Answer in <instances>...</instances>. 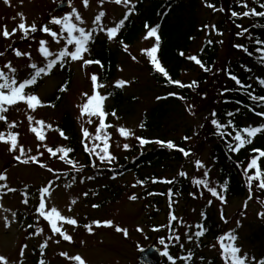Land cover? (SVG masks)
<instances>
[{
	"label": "rangeland",
	"instance_id": "rangeland-1",
	"mask_svg": "<svg viewBox=\"0 0 264 264\" xmlns=\"http://www.w3.org/2000/svg\"><path fill=\"white\" fill-rule=\"evenodd\" d=\"M136 1L130 0L129 4L117 5L111 0H103L102 3L101 0H89V6L85 8L83 0H9V4L0 0V53H2L0 55V69H4L7 73L8 69L4 66L11 62L13 67L18 70L15 74L16 77L23 80L28 78L32 72L28 67L29 64L36 63L38 66H44L46 63L38 51L40 40H48V47L52 52H59L67 46L63 41L57 44L42 31L29 33L27 39L23 37L20 31H16L15 35L6 39L2 34L4 28L6 27L10 33L17 30L18 25L22 22L21 14L27 18L28 25L35 23L40 28L50 19L70 14L75 8L85 21L84 25L81 26L86 29L95 27L97 31L94 35L108 39L106 33L100 31L94 23L95 17L100 12H104L105 16L102 17L101 24L105 28L113 27L124 17L125 13L132 10L131 5ZM64 2H70L71 8L50 16L55 8ZM201 6L196 15V20H198L200 28L202 24L206 26L201 40L192 48V56H198L203 40L208 37L218 40L220 57L224 61L232 49L230 27L226 26L228 29L217 28L216 24H219L222 19L221 12L214 11L205 5ZM210 25H214L215 28L208 27ZM50 27L56 30V26L50 25ZM216 30L222 32L223 35H217ZM145 36L133 49L137 59L134 60L121 52L119 53L117 76L109 86L116 88L115 85L118 81L127 82L123 89L130 101L120 112L121 114L117 116L118 119L115 117L112 120L113 127L110 129L112 135L109 140L114 152L118 151L117 154H122L121 156L127 153L123 147L125 144H134L144 115L158 104V97L166 95L157 89V85L151 78L146 66L150 60L144 50L150 49L155 43L153 38L145 39ZM109 41L112 42V40ZM220 41H223V44ZM17 49L24 53H30L31 60L27 56L17 57L15 55ZM232 57L234 58L235 54H232ZM63 66L71 71L73 82L71 91L59 107L50 108L43 102L55 91L62 79L60 75L61 66H56L50 74L42 75V78H39L35 85L26 89L29 91L36 86L31 93L37 95L45 106L32 111L26 104L20 102L10 107L9 111L4 114L7 116L8 123L0 121V133H3L6 138L10 132L19 134L18 143L25 148V158L30 161L35 158V160L45 164L50 160L52 154L47 149L52 148L59 139L56 128L66 113L75 117L80 133L87 129L93 136L97 134L99 126L97 120L95 121L93 117L94 122L89 124L87 123L88 117L81 114V105L87 102V97L84 94L87 93L90 96L94 93L95 86L91 83L92 73L85 70L81 61L69 59ZM187 67L189 68V66ZM201 72L198 68L195 71L189 69L183 74L182 79L190 83L189 81L197 79L198 73ZM99 91L106 96V88H100ZM110 105L111 102L107 99L105 109ZM200 109H204L201 101L196 108L195 115L190 114L188 109H174L168 127L164 128V134L161 138L165 140L179 139L183 138L189 130H192L193 134L194 130L200 131L204 122L203 117L206 114L200 113ZM30 116L34 120L30 121ZM41 120L45 122L43 128L35 123V121ZM10 123H15L16 127L10 128ZM48 125L51 127H47ZM33 127L45 134L46 139L44 141H40L38 136L31 131ZM119 128L130 130L134 135L125 138L119 134ZM88 142L92 146L93 141L89 139ZM95 143L100 144L101 141H95ZM9 148L8 144L0 143V174H5L8 177L6 181H0V205H2L0 207V256L5 257L9 264H32L44 253L47 255L49 264H78L74 259L68 258L77 255L82 257L86 264H136L140 248H147L153 244L160 251H167L171 247V238L179 245L187 242L191 245L192 241L189 242L187 237H192L196 230L195 225L201 217L202 209H206L211 214L215 213L214 215L223 222L226 230L227 226L221 219L223 213L229 224L228 232L233 231L238 236L236 245L241 248V255L247 253L249 258L255 257V260L262 255L263 248L260 242L252 241L249 238L251 232L256 230L257 222H261L258 215L260 212H264V203L261 199L248 201L245 208L243 199L224 204L211 196L203 201L199 199L189 201L185 197L172 194L168 195L171 198L170 202L168 199H163L159 208L152 209L151 202L142 198L143 188L137 185L134 175H127L112 183L98 179L96 175L94 176L91 171H88L78 174L76 180H65L63 178L65 175L53 176L52 174L61 168L67 170L70 166H60L59 163H54L52 166L47 165L53 169L52 172H49L47 168L40 167V164L20 163L19 160L15 159L18 152L13 153ZM21 158L25 159L23 156ZM195 159L206 164L207 153L192 158L193 161L187 162L182 168L172 165V169L166 168L158 176L167 179L176 178V175L182 171L187 173V176H192L196 167ZM199 173L202 172L199 170ZM5 184L8 187H5ZM49 185L50 196L40 191ZM109 186L114 188L112 190L114 196L107 192ZM8 188H14L16 191L9 192ZM115 193L117 194L115 195ZM42 195L47 208L50 209L55 206L62 215L78 221V227L63 224V230L72 236V242L65 241L59 234L53 233L48 221L39 215V198ZM132 195L137 196L136 201L129 199ZM24 199L28 200L27 204L23 203ZM93 205H99V207H93ZM4 209H8V211H4ZM13 212L16 213L14 217L12 216ZM242 213L245 215L241 216ZM172 214L178 217L176 221L171 220ZM96 221H112L114 227H96L94 223ZM89 224L92 225V233H89L85 227ZM189 225L193 227H188ZM117 226L127 229L128 236L125 237L123 233L115 231ZM138 228L143 229V232L137 231ZM41 229H43L42 232ZM154 229L160 230L154 231ZM31 231L34 233L33 235H31ZM171 233L174 235L171 236ZM176 236H180V241L175 239ZM158 238L164 239L165 245H161ZM214 244L198 250L197 254L194 255L195 264H213L212 261L220 249L219 244L218 247L213 246ZM25 245L27 247H24ZM61 253H67L68 257L62 256ZM183 260L181 259V264H190L188 261L183 262ZM252 262L254 261L250 259L249 263Z\"/></svg>",
	"mask_w": 264,
	"mask_h": 264
},
{
	"label": "trees",
	"instance_id": "trees-1",
	"mask_svg": "<svg viewBox=\"0 0 264 264\" xmlns=\"http://www.w3.org/2000/svg\"><path fill=\"white\" fill-rule=\"evenodd\" d=\"M206 2L215 4L217 8L225 9L222 11L223 15L219 26L223 29L230 27L232 53L229 51L228 57L223 61L222 57H220V48L216 40H212V44H209L207 39L203 42L198 56L211 71L205 72L200 69L202 72L198 73L199 76L194 80L199 82L197 89L180 88L170 84L161 74L156 73L154 68L147 65L157 87L163 92L175 93L179 97H184V102L195 106V112L200 101L203 103L204 109H200V113L206 114L203 117L204 122L200 131H194L195 135L192 130L186 132V136L190 137L187 140L188 144L184 139L173 140L178 147L192 151L193 156L186 158L178 151L159 145L150 147L147 145L149 149H144V152L140 153L138 145L129 143L127 144L129 149L126 155L121 156L122 154L119 155L117 154L118 152L112 153L117 159L111 164L101 163L98 157L93 154L95 167H97L95 171L97 173H105L109 177L135 174L139 179L141 178L140 180L143 183L151 184V186H147L149 193L155 190V186L150 181L146 183L144 178H157L162 170L166 168L170 170L172 165L178 168L185 161H190L192 158L208 152V161L205 167V172L208 173V176L193 174L192 179L180 176L172 184L168 185L167 189L189 198L188 200L190 201L193 200L190 197L191 195L199 198L201 195L208 196L211 194L204 186H197L193 183L194 179H205L209 181V187H215L225 197L226 201L246 198L250 193L254 195L255 199L259 198L264 201V189L258 187V182L252 181L250 190L249 182L245 176V169L250 160L254 155H258V153L254 154L252 150L264 149V134L257 135L252 144L247 145L237 154L230 152L226 145V141L233 144H235V141H232L231 137H219L211 123L213 118L223 123L232 119L238 127L242 128L248 126L245 122L257 119L258 122L250 126L264 125V119H258L257 115H255V112H259L260 108H264V102H254L249 95L264 96V86L259 84V80L264 79V64L261 63L260 53L256 51L259 47L256 41H264V17H243L242 15L233 17L231 15L233 11L242 14L252 8L257 11H264V9L260 8V3H264V0H138L132 15L129 16L125 26L120 30L116 38V44L120 51L124 49V44H127L129 46L128 50L131 51L148 30L145 27L146 24L151 27L159 25L161 37L159 57L172 79L182 82L184 72L189 69L196 70L197 68V65L190 61L188 56H192L193 46L201 40V36L205 31V24H202V29L199 30L200 25L198 26L199 22L196 20V15L200 11L201 5L206 4ZM244 3L248 4L247 9L243 7ZM240 25L243 27H239ZM244 29H248V31L244 32ZM234 45H244L248 49V53L237 49ZM181 52H184L185 56H181ZM89 54L90 59L99 60L103 65V67L99 65L101 68L100 81L103 84H107L115 76L118 53L109 46L106 40L95 36L94 42L90 44ZM232 54H235L234 58ZM185 68H188V70H185ZM228 72L239 77L246 87L240 88L237 86L229 78ZM69 84L70 80H65L51 98L45 101L46 105L58 106L69 90ZM64 86H66L67 90L61 91L60 89ZM225 89L229 91L221 95ZM111 97L113 99V107L110 112H116L125 106L126 98L122 90L112 91ZM178 102V100L171 98L167 102L153 108L145 125L146 130L142 132V137L149 140H154L156 139L155 137L160 138L164 134V127H168L171 113L174 112V109H180ZM213 112L218 115L212 117ZM228 112H234L236 115L228 117L226 115ZM60 131H63L68 139H64L63 142L61 141L58 144L55 143L53 149L71 147L74 150L69 154V157L61 160L66 162L67 159H71L79 165L81 161H77V159L83 156L85 164L82 166L86 169H92L93 162L81 143L76 121L70 115H64L61 125L58 127L59 134ZM226 131H231V129H226ZM101 147H103L102 144ZM61 155L62 153L53 156L52 160L60 158ZM261 164L264 166V160H261ZM254 171L248 174L254 175ZM225 182H227L226 192L220 187ZM167 189L164 187L163 191L166 193ZM153 202L154 204L152 205L157 208L162 201L160 198H154ZM205 217L199 223L205 226L206 232L201 237L194 236L195 243L191 247L192 253L196 252L199 246L206 247L210 243L217 241L218 237L223 233L222 223L217 222L214 215L205 213ZM249 238L252 241L260 242L263 248L261 259H264V222L256 224V230L251 232ZM172 250V256L174 255V257L182 253L177 246L173 247ZM190 261L192 262L193 260L191 259ZM45 264L47 263L45 262ZM164 264L168 263L165 261ZM213 264H219L217 259L214 260Z\"/></svg>",
	"mask_w": 264,
	"mask_h": 264
},
{
	"label": "snow or ice",
	"instance_id": "snow-or-ice-1",
	"mask_svg": "<svg viewBox=\"0 0 264 264\" xmlns=\"http://www.w3.org/2000/svg\"><path fill=\"white\" fill-rule=\"evenodd\" d=\"M5 4H9V0H4ZM103 0H101V3ZM111 2L120 5V4H129L130 0H111ZM83 5L85 8L89 6V0H83ZM206 7L213 9L214 11H224L223 8H217L215 4L213 3H207L205 4ZM135 5L132 4L131 8L135 9ZM243 7L245 9L248 8V4L244 3ZM260 8L264 9V3H260ZM132 15V12L129 11L125 13L123 19H121L115 26L105 28L101 24L102 17L105 16L104 12H100L99 15L95 17L94 23L99 27V30L102 32H105L109 40H113L118 37L120 30L125 26V22L128 20L129 16ZM233 17H240L241 15L243 17H264V11H257L255 8H252L248 11H244L242 14L236 11H233L231 13ZM22 22L18 25L17 30L13 32H9L7 28L5 27L3 30V36L7 38H11V36L16 34V31H20L25 39L28 38L29 33H36L37 31H42L43 33L47 34V36L51 37L53 41H55L57 44L61 42L58 37H61L67 46L63 47L59 52H52L49 47V41L48 40H40L39 41V47L38 51L40 54H42L44 61L46 63L44 66H38L36 63H31L28 65V67L32 70L28 78H25L23 80H19L16 77L17 68L13 67L11 62L5 64L4 68L8 69V72L6 73L4 69H0V121H4L5 123H8L7 116L4 115L9 111V108L17 105L20 102H23L30 108L32 111H35L38 107L45 106L43 102L40 100V98L31 93L26 91V89H29L31 86L35 85L38 81V79L42 75H48L50 74L51 70L56 67L57 65L63 66L65 62H67L69 59L71 61H81L83 65H92L97 64L103 67L101 62L99 60H92L85 58V54L90 52V44L94 42V33H96L97 29L95 27L86 29L85 27L81 26L84 25L85 21L79 11H77L75 8H73L72 12L70 14H66L63 16H60L58 18H52L50 21L44 25H42L40 28L37 27L35 23L28 25L27 24V18L23 17V14H21ZM78 22V23H77ZM50 25L56 26V30H53ZM145 27L148 29L147 35L145 36V39H155V44L150 49H145L144 53L147 55V57L150 60L151 65L153 66L156 73L161 74L170 84H174L179 86L180 88H189V89H197L199 87L198 81H192L190 84H184L178 80H173L169 71L167 68L162 64V61L159 57L160 52V45H161V37L159 34V25L156 27H151L149 25H145ZM208 27L215 28L214 25H210ZM239 27H243L240 25ZM244 32H247L248 29H244ZM66 34V35H64ZM217 35H223L222 32H219V30H216ZM194 39V38H193ZM209 44H212L213 42L211 40L208 41ZM221 44H223V41H220ZM256 43L259 45V47L256 49L257 52L260 53V59L261 63L264 64V41H256ZM70 46V47H69ZM128 45L124 44L125 51L128 50ZM237 49L248 53V49L244 45H234ZM2 55V53H0ZM15 55L17 57H23L27 56L29 60H31V54L30 53H24L20 50H15ZM181 56H185L184 52L180 53ZM251 55V53H249ZM135 60L136 58L133 57ZM188 59L192 62H194L196 65H198L203 71L209 72L211 69L205 65L203 60L199 56H188ZM43 63V62H42ZM229 78L235 82L237 86L240 88H245L246 86L242 83L241 79L237 77L236 75L232 74L231 72H228ZM92 82L94 84V93L92 95H88L85 93L84 95L87 97V102L81 105V114L82 116L88 117L87 123L91 124L93 123V117L96 118L97 121H99V126L97 128V134L93 136L92 133H90L87 129L83 130V137L85 140L91 139L92 146L89 147L87 144H85V149L88 151L89 155L95 154L99 161L101 163H108L111 164L113 161H115L117 158L111 154L109 144V140L111 139L110 134L107 132L108 128L113 127L111 124L105 123L107 120V117L109 113L105 110V101L109 98L108 96L102 95L100 93V88L106 87V85H103L99 83V78L96 75H93L91 77ZM126 81H118L115 85L116 88H124L126 86ZM259 84L261 86H264V79L259 80ZM250 87V86H248ZM61 91H66V86L62 87L60 89ZM229 91L228 89H225L224 92L221 93L223 95L225 92ZM170 96H175V93H170ZM250 95V98L252 101L256 102H264V96H256V95ZM167 97H158L157 99H166ZM181 100H184V97H178ZM206 98V97H204ZM54 106V105H53ZM195 106L192 105L188 108V111L190 114L195 115L194 111ZM112 117H118L116 116V112L112 111L110 113ZM218 114L213 112L212 117H216ZM228 117H233L236 115L234 112H228L226 113ZM255 115L264 117V111L255 112ZM29 120H34L33 117H29ZM36 124L40 125L41 128L45 126L44 121H35ZM212 125L214 126L216 134L221 137H231L232 141H235V144L226 141V145L230 152H234L239 154L242 149H244L247 145H250L253 143V140L257 137L259 134H264V125L252 127H238L232 119H229L226 123L221 122L218 119L213 118L211 120ZM10 128H15V123L9 124ZM47 127H51L48 125ZM143 127V125L141 126ZM226 129H231V131H226ZM31 131L35 133L40 141H44L46 139L45 134L42 131H38L36 127L31 128ZM118 132L121 136L125 138H130L134 135L130 130H127L125 128H119ZM233 133H235L233 135ZM8 138L5 137L3 133H0V143H5L10 146L9 150L13 153H17L15 159L19 160L23 164H28L29 159H23L21 160V156L26 154V150L23 146H20L18 143V133H8ZM60 135L64 139H68V137L63 133V131H60ZM136 139L139 140V143L141 147L146 146L150 143H155L160 145L161 147L172 149L175 151H178L183 154L184 157H189L192 155V153L188 150H186L183 147H178L174 142L172 141H163V140H149L141 137H136ZM190 137L185 136L184 140H189ZM95 141H101L103 147H101L100 144H96ZM125 150L129 149V145L125 144L124 146ZM99 149V151H97ZM49 153L52 154V156H56L57 154L62 153L61 159H65L69 157V154L73 152L74 150L71 147H60L58 149H53L49 147L47 149ZM253 153H258V155H254L253 158L250 160V163L247 165V168L245 169V176L247 178V181L249 182V189L251 190L252 181L258 182V187L261 189H264V166L261 164V160H264V149H253ZM33 162L39 163V161L35 160V158H32ZM66 163L72 165V167L76 168V162L67 159ZM196 168L199 171L200 169L204 168L205 165L202 161L196 160L195 162ZM95 162L92 163V167H95ZM40 167L47 168L49 172H52L53 169L48 167L45 164H40ZM254 171V175H249L248 173ZM76 171H81V168H76ZM205 176H208V173H204ZM180 176L187 177V173L180 172ZM115 178V177H113ZM8 179L7 175L0 174V181H6ZM89 179H92V177H89ZM164 183H172V181L165 180ZM142 183V182H141ZM193 183L197 186H204L207 188V190L211 193L213 197H216L218 200L221 201V203H226V199L223 195L220 194V192L217 191L215 187H209V181L205 179H194ZM5 187H8L7 184H5ZM223 191H227V182H225L223 185L220 186ZM9 192L16 191L14 188H8ZM40 191L45 195H51L50 193V185L45 186ZM87 195V193H85ZM130 200L136 201L137 196L132 195L129 197ZM251 199V197H249ZM23 203L27 204L28 200L24 199ZM75 203V201H73ZM209 204H211V201H209ZM2 207V205H0ZM93 207H99V205H93ZM247 207V202H245V208ZM4 211H8V209H4ZM71 211V209H69ZM38 212L41 217H43L48 223L50 224L51 231L53 233L59 234L65 241L72 242L73 238L71 235H69L66 231L63 230V224L72 225V226H79L78 221L71 217H66L61 214V212L55 207H51L50 209L46 207V202L44 199V196L42 195L39 198V205H38ZM16 215L15 212L12 213V216L14 217ZM259 218L264 219V212H260ZM202 217H205V214L202 213ZM206 218V217H205ZM178 217L175 214L171 215V220L176 221ZM221 219L228 223L227 219L223 216V213L221 214ZM62 222V224H61ZM96 227H114V223L112 221H96L94 222ZM60 225V226H58ZM31 227V225H29ZM89 233H92V225H86L85 226ZM188 227H193L189 225ZM195 227L198 229L194 233L196 237H201L205 234L206 228L203 224L198 223L195 225ZM160 229H154V231H159ZM41 232L43 229L40 230ZM115 231L118 233H123L125 237L128 236V230L121 227H115ZM137 231L143 232V229H137ZM51 238V237H49ZM189 240L192 239L191 236L187 237ZM175 239L177 241H180V236H176ZM238 239V236L233 232L229 231L228 233L221 235L218 237V243L219 247L221 249V255L222 259L224 261V264H249V260L255 261V257L249 258L247 253L241 255V248L236 245V241ZM59 242V241H57ZM159 243L161 245H165L164 239H160ZM24 247H27L25 245ZM44 247H47V245H44ZM167 247V246H166ZM182 247V245H181ZM139 251L141 253H145L146 250L144 248H140ZM21 255H23V252H21ZM62 256L68 257L67 253H61ZM161 255L167 257L168 261L171 262V264H176L175 258L169 254L168 251H163ZM69 259H74L78 262V264H86V261L80 257H68ZM145 259H147V256H145ZM181 259H185L190 261L192 259V255L189 254L187 257H182ZM0 264H9V261L3 257L0 256ZM39 264H45L43 260L39 261ZM258 264H264V259H261L258 261Z\"/></svg>",
	"mask_w": 264,
	"mask_h": 264
},
{
	"label": "water",
	"instance_id": "water-1",
	"mask_svg": "<svg viewBox=\"0 0 264 264\" xmlns=\"http://www.w3.org/2000/svg\"><path fill=\"white\" fill-rule=\"evenodd\" d=\"M65 6L66 5L62 6L61 8ZM145 256H147V259H145ZM160 262L161 256L154 247H150L145 253H140L137 261L138 264H160Z\"/></svg>",
	"mask_w": 264,
	"mask_h": 264
}]
</instances>
